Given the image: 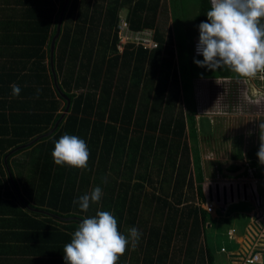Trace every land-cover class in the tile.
<instances>
[{
	"label": "crops",
	"instance_id": "crops-1",
	"mask_svg": "<svg viewBox=\"0 0 264 264\" xmlns=\"http://www.w3.org/2000/svg\"><path fill=\"white\" fill-rule=\"evenodd\" d=\"M98 1L101 2L103 8L105 7V1L108 4L110 2V0ZM136 1L133 2V5H135ZM186 1L185 5L179 6L182 13L183 28H188L189 20L187 16L196 14V24L193 22L192 27H190V29H194V33L190 35V42L192 43L194 39L199 38L198 13L200 2L199 0ZM31 2H34V0H0V264H64L63 248L65 244L71 242L72 234L77 230L79 222H82L81 219L94 216L96 211H110L113 215L116 213L118 216L120 212H123V234L127 235V230L133 227L137 228L141 233L137 247L134 250L129 244V254L126 255L125 261H128V264H144L147 252L154 256V249L146 243L148 233L145 229L149 231V225H152L151 221H155L156 218L161 219L162 215H164L163 213L167 215L169 212L168 210L163 212V199H167L179 209L184 207L185 212H189L190 205L193 208L206 211L208 220L203 229L200 226L198 242L196 244L193 243L194 249L200 250L204 245L206 246V240L204 239L206 236L205 230L220 229L222 225H225L227 233L225 234L226 237L222 239L228 238L229 241L235 239L241 244V249L237 252L232 251L230 257L240 256L241 251L244 250L245 244L248 242L249 233H252L250 228H253L255 222L252 216L258 214L264 217V208H262L264 187H259L264 184V168L257 158L260 143H264V133H259L258 136H250L249 139H246L244 135V129L247 126L245 119L230 121L227 126L218 124L212 134L206 137H201L199 132L196 131L199 152L197 155L194 154L193 150L197 148H193L190 144L191 134L187 118L189 117L188 112L194 113L192 118L193 121L196 120V128L198 120L195 117L197 107L196 104L192 106L190 101L187 102L188 104L186 103L182 94L185 88L184 80L188 81L189 78L191 79L190 90L193 92V96L199 99L200 103L201 101L204 102L203 96L209 95L206 89L212 91V78H192L190 75H183V71L180 73L177 44L171 36L174 23L171 17V7L174 2L171 0H152V3L149 2L147 5L148 8L153 7L152 15L153 17L155 15L156 18L155 29H150L155 30L156 39L157 32L160 31L167 40L161 54L158 53L161 57L155 56L157 63L160 61L156 68V75L155 63H151L155 57H150L154 53L148 52L146 65L149 64L150 70L148 71H151V76H147L148 71L147 73L146 71H142V73L140 71L142 75L138 71L133 77V71H129V68L120 70L119 66L123 63L122 58L116 68V76L121 85H123L122 81L124 80L128 81L129 87L134 81L140 82L139 89L134 88L132 90V93L138 96L135 102V116L137 114L138 117L136 127L149 128L155 134V117H159L157 119L159 123L167 119L171 122V127L176 119L177 122L180 119L185 125L181 138L182 142L180 143H186L188 150L183 153H172L174 156L170 154L172 150L169 151L167 148L166 150L170 153L159 152L148 155L135 153L134 155L124 156L123 160H120L118 173L113 172L115 170L113 162L119 160L114 156L113 161L108 160L103 164L106 171L103 169L100 173V177L103 178V184L106 185L108 183L106 187H100L102 190L101 201L99 204L91 205L87 213L81 212L79 205H74L73 201L78 200L84 194L90 193L96 187V183L87 186L82 183L81 187H66V200L71 203L68 205L72 207L70 214L82 215L83 218L80 216L67 217V214H69L67 212H61L64 216L47 213L48 216L46 217L52 219L49 222L45 219L43 220L42 217L36 216L38 213L45 215L42 213L44 211L37 209V206L35 208L31 207V209L26 207L27 216L25 218L15 214V202L10 195L15 192L14 187H19L21 194H25L26 191L31 194L36 193L37 198L39 197L36 192L38 186L33 179L36 176H44L40 173L41 171H38L37 166L38 164L41 165V151L48 148L49 142L44 141V145H41L44 147L33 151H23L11 158L10 166L11 172L15 177L14 183L6 181V178L9 177L5 166V158L9 156L5 157L9 152L8 143L10 140H15L13 135L16 136V133H21L23 127L28 128L31 125H35V118L43 117L45 119L49 113H54L53 115L56 116L60 113L62 114L65 105V101L62 100L59 110L53 109L49 100H54V89L56 88L54 77L53 84L49 86L46 82H43L46 75L53 74L51 43L57 32L61 11L59 9L49 20L46 8L41 6L40 3L34 4ZM122 12H125V15ZM56 14H58L57 20ZM121 17L126 19L128 10H122ZM64 27L63 21L62 33L56 43L55 52L65 53L67 48L71 46L67 45L70 33L71 43L76 37L77 33L73 32L76 27L75 24L69 25V27L66 26L65 34ZM78 37H80V33ZM91 43H93V37L91 38ZM125 51L123 53L116 52L119 56L124 57L126 62H132V65L133 62L137 63L135 60L139 50L125 49ZM126 53H134L135 57L126 56ZM141 56H144V54ZM106 67L107 65L104 66V73L100 75L104 76L106 74ZM174 71L176 73L175 76H173ZM24 79L27 84L39 86L37 90L43 89L39 93L38 98L27 97L26 94L29 93L22 91L17 97L12 96L11 85L15 84L23 90L24 86L21 85V81ZM63 80L64 77L61 76L60 78L58 74L59 84ZM75 80L76 77L74 76V82ZM155 82L157 84L162 82V84L156 86ZM25 88L27 89L26 84ZM122 90L121 86L117 93H122ZM85 91L84 88L81 90V92ZM45 93L47 97L44 96ZM161 95H165L164 102L155 103V99ZM35 96L37 97V95ZM199 103L197 104L198 107L201 105ZM155 107L159 112L156 111ZM139 116H141V119L146 118V122H141ZM254 119L252 118V120ZM258 122L264 123V119ZM222 129H225L224 134L227 137L220 136V130ZM235 134H237L236 138H234ZM177 139L178 137H167V140L178 141ZM220 146H224V149H219ZM230 151H232V154L226 159L227 156L225 155ZM231 158L233 163L226 164L225 162ZM31 160H34L33 168L29 164H25L22 168H16V163H25ZM172 161L175 162L172 163ZM242 162L244 170L240 171L239 175H235L239 170V163ZM246 163L255 168V173L252 177L246 173L248 168ZM3 174L6 176H3ZM20 176L22 177L21 179ZM98 177L99 175L96 176L94 181ZM239 182L241 183L242 191L240 199L237 198V184ZM244 183L247 184L245 198L243 197L242 189ZM199 184L203 188V200L197 195L196 188ZM210 184L213 190L212 200L209 199L207 187ZM216 184L219 185L221 190L224 187L228 188V203L224 204L222 201L217 202L215 200ZM232 184L235 194L234 201H231L229 189ZM41 185L42 183H40V188ZM4 187H10V189H4ZM54 188V191L59 193V197L62 196V193H64L61 192L63 187ZM103 199L104 203H102ZM211 205L212 210L207 209ZM245 205L256 206L257 209L248 207L243 210ZM187 215L188 213L184 217L179 236L175 238L174 233L172 240L173 250H175V244L181 246L178 252L180 249L183 250L178 256L173 257L172 263L174 264L184 263V251L187 244L186 235L189 233L190 225L189 221L187 222L186 220L188 218ZM241 215L246 216L249 222L244 228V234L236 238L239 231L235 229L236 225L234 223ZM194 216H197V212ZM197 218L200 217L197 216ZM35 220L42 223L44 221L45 225L50 228L39 229L35 223L31 222ZM232 229H235L236 232L234 237L230 238L228 232ZM144 236L145 240H142L141 238H144ZM224 247L226 248L225 245H222L220 249ZM263 254L264 252L261 254L260 264H262ZM199 255H195L194 261L200 258Z\"/></svg>",
	"mask_w": 264,
	"mask_h": 264
},
{
	"label": "trees",
	"instance_id": "trees-1",
	"mask_svg": "<svg viewBox=\"0 0 264 264\" xmlns=\"http://www.w3.org/2000/svg\"><path fill=\"white\" fill-rule=\"evenodd\" d=\"M64 1L65 0H34V2L31 3H40L41 6L46 8L48 11V19L51 20L53 15L58 12L59 9L60 11L62 10ZM134 1L135 0H110L109 4L105 1V7L103 8V5L98 0H71L64 20V34L66 26L69 27V25L72 24H75L76 27L73 32L77 34L72 43L71 33L69 34L67 45L71 46L67 48L65 53L55 52L53 61L57 76L59 74L60 78L61 76L64 77V80L60 83V87L62 91L65 92V94L71 99V109L59 125L56 132L51 136L38 139L36 142L31 143L38 137L49 133L63 113H60L58 116L53 115L54 113H49L45 119L43 117L35 118V125H31L28 128L23 127L21 133H16V136L13 135L15 140L9 141V152L5 155V157L7 155L9 156L7 157L8 159H5V166L7 175L11 176L13 182L15 177L11 172V158L23 151H33L34 149L44 147L41 146L44 145V141L49 142L48 148L41 151V165L38 164L37 166L38 171H41L40 173L44 176H36V178L33 179L38 186L36 188V192L39 197L37 198L36 193L31 194L26 191L25 194H21L19 187H16L18 191L10 194L12 200L15 202L16 215L22 216L23 218L27 216V210L25 209L26 206L23 205V202L25 203L26 201L25 204H28V206L33 208L37 206L38 210L44 211L42 213L45 215L38 213L36 216L42 217L43 220L45 219L49 222H51L52 219L46 217L48 216L47 213L64 216L61 212H67L69 213L67 214V217L80 216L83 218L82 215L70 214V212H72V207L68 205L71 203H68L66 200V187H81L82 183L84 185H89L96 179V176H100V173L104 169L103 164H105L108 160L113 161L114 156L121 160L124 156L134 155L135 153L148 155L159 152L170 153L169 151L171 150L170 154L171 156H174L172 153H183L188 150L186 143H180L182 142L181 138L185 127L180 119L178 122L176 119L171 127V122L167 119L162 120L159 123L157 120L159 117H155V135H153V131H150L149 128L136 127L138 117L137 114L135 116V102L138 96L137 94H133L132 90L134 88L139 89L140 82L134 81L129 87L128 81H122L123 85H121V82L117 80L116 68L119 66L121 58L123 59V63L119 66V69L124 70L125 68H129V71H133V77L134 74L138 73V71L139 73L140 71L141 73L142 71H146L147 73V71L150 70L149 64L146 65V58L148 60V57H146L148 51L136 49L133 46L126 48L129 50H139L137 51L138 56L135 60L137 63L133 62V65L131 64L132 62H126L124 57L119 56L116 52V43L118 41L116 26L121 19L122 10H128V17H126V21L129 22L132 29H155L156 27V18L155 15L154 17L152 15L153 7H147L149 2L152 3V0H137L135 5H133ZM199 2L200 7L198 13V23L200 24L201 22H205L207 20L206 14L210 10L211 6L209 0H199ZM57 17L58 14H56V20ZM79 33L80 37H78ZM92 37L93 43H91ZM157 41L159 43V48L154 51H150L154 53V55L151 54V58L155 56L158 58L161 57L159 54H161L164 44L167 41L163 33L160 31L157 32ZM143 54L144 56H141ZM126 56L134 58L135 54L126 53ZM188 57L190 66L189 74L192 78L242 79L226 67L217 69L214 73L206 68L197 67L193 62L194 59L202 60L203 58L195 57L193 55L191 42L189 43ZM152 62L155 63L156 75V68L160 61L157 63V59L155 57L151 63ZM106 65V74L102 76L100 74L104 73V66ZM186 73L187 70H185V74ZM150 74L151 71H148L147 76H151ZM175 74L176 73L174 71L173 76H175ZM144 75L146 76V74ZM74 76L76 77L75 82ZM53 77V74H49V76L46 75L43 82H46L49 86L53 84ZM25 84L27 89L25 88ZM155 84L156 86H159L162 82H158V84L155 82ZM21 85L24 86V89L21 91L29 93L26 94L27 97L31 96L36 98L35 95L43 91V89L37 90L39 89V86L25 83V79L21 81ZM121 86L124 93L123 90L122 93H117V90ZM83 88L86 90L85 92H81ZM54 90V100H49V102H51L53 109L58 111L60 102L63 98L60 96L56 88ZM78 91L80 92L78 93ZM44 96L47 97L46 93ZM164 99L165 95H161L155 99V103L160 101L164 102ZM66 106L67 104L65 102L63 111H65ZM155 109L159 112L156 107ZM193 116L194 113L192 114V117ZM139 119L141 122H146V118L141 119V116H139ZM176 125L178 126L176 127ZM64 134L76 135L86 141L90 152L87 168L89 169L88 173H86V169L79 170L69 168L67 166L54 165L51 153L55 142ZM168 136H172L174 138L178 137V141L167 140ZM27 144L28 146L22 147ZM166 148L169 151L166 150ZM174 162L175 161H172V163ZM25 164H29L31 168H33L34 160L25 163L18 162L16 163V168H22ZM3 176L6 175L3 174ZM7 178V182L11 181L10 177ZM21 178L22 177L20 176V179ZM40 183H42L41 188ZM54 187H63L61 192L64 193H62V196L59 197V193L54 191ZM6 188L10 189V187H4V189ZM196 189L198 197L203 200L202 185H197ZM163 200L164 211H162L165 212V210H168L169 212L167 215L163 213L164 215H162L161 219L156 218L155 221H151L152 225H149V231L145 229L148 233L146 243L154 249V256L149 254L150 252H147L148 255L146 254L144 264H174L172 263L173 257L176 255L178 256L183 250L180 249L179 252L173 250L172 240L174 233L175 238L179 236V230H182L183 220L186 213H188V218L186 220L187 222L189 221L190 225L189 233L186 235L187 244L184 251L185 258L183 259V264H194L195 261L196 264L203 263V261L206 264H213V257L211 256L207 246L204 245V248H201L200 250L193 248V243L196 244L198 242L200 226L203 229L206 221L208 220L206 211L203 209L193 208L192 205H190V209H188L189 212H185V209H183L184 207L179 209L178 207L173 206V204L167 199ZM36 201L38 202L36 203ZM102 203H104V199ZM196 212L197 216L200 218L194 216ZM114 216L118 221V228L123 234V212H120L119 216L115 213ZM31 222L35 223L36 227L39 229L50 228L45 225L44 221L43 223L37 220ZM141 239L145 240V236ZM128 249L125 254L120 257L118 264H128V261H125L126 255L129 254ZM198 254H200V258L194 261L195 255Z\"/></svg>",
	"mask_w": 264,
	"mask_h": 264
},
{
	"label": "clouds",
	"instance_id": "clouds-1",
	"mask_svg": "<svg viewBox=\"0 0 264 264\" xmlns=\"http://www.w3.org/2000/svg\"><path fill=\"white\" fill-rule=\"evenodd\" d=\"M210 3L207 20L198 26L196 52L203 59H194V64L213 73L226 67L241 78L261 74L264 79V0H210ZM11 88L12 96H19V86L13 84ZM198 103L197 98L196 107ZM51 156L56 166L85 170L90 152L84 139L64 134L55 142ZM257 158L264 164V143H260ZM101 197L102 190L97 186L73 204L87 213L91 205L99 204ZM140 236L135 227L128 229L127 235L122 234L112 212L96 211L94 216L82 219L71 242L65 244L64 264H118L129 244L133 250L137 247Z\"/></svg>",
	"mask_w": 264,
	"mask_h": 264
},
{
	"label": "built area",
	"instance_id": "built-area-1",
	"mask_svg": "<svg viewBox=\"0 0 264 264\" xmlns=\"http://www.w3.org/2000/svg\"><path fill=\"white\" fill-rule=\"evenodd\" d=\"M116 34L118 40L116 50L119 53H123L126 47L129 46L148 52L159 48L155 30L150 28L134 30L125 18H121L116 26ZM198 39L196 38L192 42V53L195 57H202L196 52ZM260 75L258 74L256 78H242L240 80L228 78L211 79V89L213 92L218 91L221 97L218 98V94L213 93L210 89H206L209 95L213 93L211 99L214 103L211 102L210 105H206L201 101V105L197 106L196 119H199L201 116L207 117L212 126V131L218 124L227 126L230 121L245 119L247 126L244 129V135L246 139H249L250 136H258L259 133H264V123L258 122L264 119V79H261ZM252 118L258 120L254 121ZM196 129L199 131L198 126H196ZM220 132V136L227 137L224 134L225 129L220 130ZM219 149H224V146H220ZM231 154L232 151L226 154V159ZM246 165L248 164L246 163ZM261 165L264 168V164ZM246 172L252 177L255 173L254 166L248 165ZM207 209L212 210V205L208 206ZM252 217L255 220L253 224L255 228L254 230L250 228L252 233H249L248 242L245 244L240 256L232 257L233 264L261 263V254L264 252V217L258 214ZM257 224H259V227H257ZM235 232V229L230 230L228 236L233 238ZM220 253H227V249L225 247L221 248Z\"/></svg>",
	"mask_w": 264,
	"mask_h": 264
},
{
	"label": "rangeland",
	"instance_id": "rangeland-1",
	"mask_svg": "<svg viewBox=\"0 0 264 264\" xmlns=\"http://www.w3.org/2000/svg\"><path fill=\"white\" fill-rule=\"evenodd\" d=\"M172 2H174L172 4L171 7V17L173 18V25H172V31H171V36L172 39L174 40V42L177 44V53H178V67L180 68V71H183V75H190L189 71H190V66H189V57H188V48H189V41L191 39V34L194 33V29H190V27H192V23L194 22L196 24V20H195V16L196 14H191V16H187V19L189 20V25H187V29L183 28V20L181 19L182 17V13L180 12V7L179 6H183L186 4V0H171ZM123 15H125V12H122ZM122 18V17H121ZM199 24V23H198ZM199 58H203V57H199ZM185 70H187V73L185 74ZM191 77V75H190ZM185 88L183 90V95L184 98L186 100V103L188 101H190L192 103V106L194 104H196L197 102V98L193 96V92L190 90L189 84L191 82V79L189 78L188 81H185ZM213 92V90H212ZM213 93L218 94V98H220V93L218 91H214ZM213 93L211 95H205L203 96L204 98V103L206 105H210L211 102L214 103V101H212L211 97H213ZM188 104V103H187ZM192 112H188V127L190 130V134H191V138H190V144L193 148H197L194 149V154L197 155V153L199 152L198 150V144H197V130L195 128V121H193L192 117ZM197 126L199 129V134L201 137H206L210 134H212V126L210 124V121L207 117L205 116H201L198 120H197ZM153 135H155L153 133ZM237 137V134H235L234 138ZM239 140V139H238ZM131 159V158H129ZM123 159H121L122 161ZM105 161V160H104ZM104 163V162H103ZM226 164H232V158L225 162ZM114 166H115V170L113 171L114 173H118L119 168H120V160H117L115 162H113ZM229 168V166H228ZM244 170V166H243V162L239 163V170L237 171V173L235 175H239L240 171ZM89 169H86V173H88ZM247 173V172H246ZM248 175V174H247ZM102 177H98L96 181H92L90 184L92 183H96V187H106V185L103 184L102 181ZM110 185V184H109ZM87 186V185H85ZM260 188L264 187V184L259 186ZM263 201H264V193H263ZM248 207L252 208H256V206L252 207L251 205H245L243 207V210H246ZM262 208H264V202H263V206ZM248 220L247 217L244 215H241L240 218L238 220L235 221L234 225H236V230H238V234L236 236L239 237L240 235L244 234V228L246 227V225L248 224ZM215 231V234H214ZM225 232V233H224ZM206 236H205V240H206V246L211 254V256L213 257V264H232V258L230 257V255L232 254L231 252H237L241 249V244L238 243L235 239L233 241H229L228 238L227 239H222L226 237V229H225V225H222L220 229H207L205 230ZM178 244H175V251L178 252V249L181 248V246H177ZM222 245H225L227 248V253H220V247ZM204 248V247H203ZM196 264V261L195 263ZM197 264H206L204 263H197ZM262 264H264V254L262 255Z\"/></svg>",
	"mask_w": 264,
	"mask_h": 264
},
{
	"label": "water",
	"instance_id": "water-1",
	"mask_svg": "<svg viewBox=\"0 0 264 264\" xmlns=\"http://www.w3.org/2000/svg\"><path fill=\"white\" fill-rule=\"evenodd\" d=\"M71 3V0H65L64 1V5L62 7V10H61V13H60V16H59V19H58V24H57V32H56V35L54 36L53 40H52V43H51V61H52V71H53V76H54V80H55V86H56V89L58 91V93L60 94V96L63 98V100L66 102L67 106L65 108V111L63 112L62 116L60 117V119L56 122L55 126L52 128V130L47 133V134H44L43 136H40L38 137L35 141L31 142V143H34L36 142L38 139H42V138H45V137H48V136H51L53 133L56 132V130L58 129L59 125L61 124V122L65 119V117L68 115L70 109H71V99L65 94V92L62 91L61 87H60V84H59V81H58V76L56 74V71H55V66H54V55H55V50H56V43L58 41V39L60 38L61 36V33H62V26H63V21H64V18H65V15L68 11V8H69V5ZM28 146L27 145H24L22 147H26ZM6 159V158H5ZM10 177V180L11 182H13V180L11 179V176L9 175ZM14 183V182H13ZM246 186L247 184L244 183L243 186H242V189H243V197L245 198L246 197ZM208 194H209V199L212 200L213 199V190H212V185H208ZM15 191H18L16 187H14ZM230 189V195H231V201H234L235 200V194H234V187H233V184L232 186L229 188ZM242 196V191H241V183L239 182L237 184V198L240 199ZM215 200L217 202H224V204L228 203V188L227 187H224L222 188V190L219 188V185L216 184L215 185ZM23 204L28 208V209H31L30 206H28L27 204H25L23 202ZM80 220V219H79ZM81 221V220H80ZM261 224H263L262 222H260ZM257 227H259V224H257ZM255 228V227H253ZM258 229V228H257ZM254 230V229H253ZM243 256V255H242Z\"/></svg>",
	"mask_w": 264,
	"mask_h": 264
},
{
	"label": "bare ground",
	"instance_id": "bare-ground-1",
	"mask_svg": "<svg viewBox=\"0 0 264 264\" xmlns=\"http://www.w3.org/2000/svg\"><path fill=\"white\" fill-rule=\"evenodd\" d=\"M21 197V196H20ZM25 203H26V201H25ZM28 205V204H27Z\"/></svg>",
	"mask_w": 264,
	"mask_h": 264
}]
</instances>
